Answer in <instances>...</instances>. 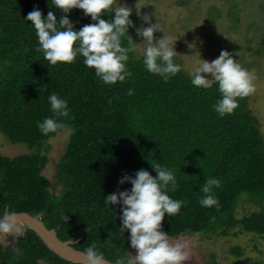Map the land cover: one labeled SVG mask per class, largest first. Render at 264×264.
Segmentation results:
<instances>
[{
    "label": "trees",
    "instance_id": "trees-1",
    "mask_svg": "<svg viewBox=\"0 0 264 264\" xmlns=\"http://www.w3.org/2000/svg\"><path fill=\"white\" fill-rule=\"evenodd\" d=\"M34 7L42 15H68L77 30L95 23L79 8L63 13L52 0H0V142L10 151H0V217L6 210L28 212L80 251L94 245L111 262L127 260L134 248L128 230L121 232L120 206L106 205L104 196L131 187L117 183L124 173L145 168L155 176L152 163H159L176 176L178 187L168 195L186 201L175 216L165 214L168 237L264 233V137L248 107L250 94L221 117L212 107L220 96L215 83L194 86L182 68L167 81L148 72L133 47L135 6L133 25L121 37L131 49L125 81L105 84L82 56L49 65L25 20ZM174 61L180 64L176 55ZM51 92L68 101L70 112L57 117L61 127L44 134L37 125L53 115ZM211 177L221 181L212 192L219 208L199 203L200 186ZM246 193L254 196V209L237 217ZM12 242L0 244V264H78L59 257L29 228Z\"/></svg>",
    "mask_w": 264,
    "mask_h": 264
},
{
    "label": "clouds",
    "instance_id": "clouds-1",
    "mask_svg": "<svg viewBox=\"0 0 264 264\" xmlns=\"http://www.w3.org/2000/svg\"><path fill=\"white\" fill-rule=\"evenodd\" d=\"M115 3L116 0H52V7L63 13L79 8L85 16L95 21L82 25L78 30L68 15L57 18L53 11L42 15L41 10L35 7L27 13L25 20L30 21L34 27L38 40L37 50L43 52L49 65L58 62L70 64L82 56L84 65L94 69L101 81L115 84L131 76L127 68L128 52L131 49L122 46L121 37L133 25L130 18L133 9L129 6L114 7ZM109 11L113 13L111 19L103 18L102 14ZM149 19L147 14L143 15L144 21ZM157 29L155 23L149 22L147 26L136 28V32L143 37L145 45L144 68L167 81L181 70V65L174 61L177 52L174 45L169 46L164 37L154 40L153 33ZM252 79L248 70L236 62L227 50H221L211 61L202 58V62L191 72L192 85L204 89L212 87L214 83L217 85L220 96L212 107L221 117L231 114L238 107L237 98L248 96L254 91ZM131 92L132 89H129V94ZM48 100L53 115L45 117L37 125L44 134L55 132L61 127L62 122L57 117H68L70 112L68 101L55 92L48 94ZM152 167L155 176L145 168L136 170L134 175L124 173L117 183L127 181L131 187L104 196L106 205L119 204L121 232L128 230L130 246L136 250L132 258H118L115 264H184L188 259L185 244L170 242L162 224L165 214L175 216L186 201L168 195L169 191H175L178 187L174 171L159 163H152ZM220 183L215 177L206 178L200 186V190L205 193L199 199L202 206L219 208V200L212 192L213 187H219ZM15 229L14 215L0 217V232L15 235ZM84 255L88 264H102L103 254L94 245H89Z\"/></svg>",
    "mask_w": 264,
    "mask_h": 264
},
{
    "label": "rangeland",
    "instance_id": "rangeland-1",
    "mask_svg": "<svg viewBox=\"0 0 264 264\" xmlns=\"http://www.w3.org/2000/svg\"><path fill=\"white\" fill-rule=\"evenodd\" d=\"M115 6H135L137 22L133 47L138 54L143 53L145 45L136 28L155 23L158 29L153 33L154 40L164 37L169 46L174 45L181 68L190 77L202 58L211 61L221 50H227L252 75L255 88L248 107L256 116L264 137V0H116ZM145 14L150 18L147 22L143 20ZM259 47L261 50L257 52ZM2 145L1 141L0 151L9 153V148ZM254 199L247 193L242 195L236 216L253 210ZM23 229L22 225H17L15 235L1 233L0 243L14 240ZM168 238L172 243L185 244L188 259L184 264H207L210 259L217 264H249L252 260H261L264 264V233L258 235L244 229L232 235L231 229L226 236L202 234ZM239 246L241 253L233 254V249ZM135 254V249L128 253L130 258Z\"/></svg>",
    "mask_w": 264,
    "mask_h": 264
},
{
    "label": "water",
    "instance_id": "water-1",
    "mask_svg": "<svg viewBox=\"0 0 264 264\" xmlns=\"http://www.w3.org/2000/svg\"><path fill=\"white\" fill-rule=\"evenodd\" d=\"M14 215L16 218V226L22 225L23 228H29L33 230L44 244L59 257L78 264H88V260L83 251H80L73 247L76 241L73 240H61L57 236L56 231L53 228H47L43 221L36 215H31L28 212H8L7 210L1 216ZM1 233V232H0ZM102 264H115L105 258H103Z\"/></svg>",
    "mask_w": 264,
    "mask_h": 264
},
{
    "label": "flooded vegetation",
    "instance_id": "flooded-vegetation-1",
    "mask_svg": "<svg viewBox=\"0 0 264 264\" xmlns=\"http://www.w3.org/2000/svg\"><path fill=\"white\" fill-rule=\"evenodd\" d=\"M1 233H4V232H1ZM1 233H0V234H1ZM12 241H13V240L11 239V241L7 242L5 245H8V246L11 245V243H13ZM0 244H3V243H0ZM3 245H4V244H3Z\"/></svg>",
    "mask_w": 264,
    "mask_h": 264
},
{
    "label": "bare ground",
    "instance_id": "bare-ground-1",
    "mask_svg": "<svg viewBox=\"0 0 264 264\" xmlns=\"http://www.w3.org/2000/svg\"><path fill=\"white\" fill-rule=\"evenodd\" d=\"M252 179H254V178H252Z\"/></svg>",
    "mask_w": 264,
    "mask_h": 264
}]
</instances>
